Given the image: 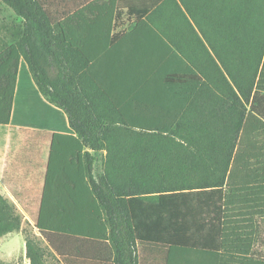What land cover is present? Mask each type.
<instances>
[{
    "label": "trees",
    "instance_id": "16d2710c",
    "mask_svg": "<svg viewBox=\"0 0 264 264\" xmlns=\"http://www.w3.org/2000/svg\"><path fill=\"white\" fill-rule=\"evenodd\" d=\"M0 2L22 21L0 52V125L52 132L34 228L59 263L139 264L162 250L163 264H264V0H165L145 12L171 59L139 78L169 98L131 101L168 115L129 114L91 73L81 81L37 0ZM207 85L215 92L191 121ZM84 149L94 153L81 154L84 170L69 169L64 157ZM21 222L0 195V238ZM25 242L30 264H44L35 238Z\"/></svg>",
    "mask_w": 264,
    "mask_h": 264
},
{
    "label": "crops",
    "instance_id": "0c3cea01",
    "mask_svg": "<svg viewBox=\"0 0 264 264\" xmlns=\"http://www.w3.org/2000/svg\"><path fill=\"white\" fill-rule=\"evenodd\" d=\"M37 1L43 6L52 22L53 35L59 38L57 43L62 44L70 64L80 69L81 81L87 78L84 76L85 70L91 73L105 91L115 94L120 102L129 104L121 105L122 108H127L129 114H170L167 111L158 110L159 108L141 106L131 101L139 97L141 100L157 99L165 102L169 98L162 84H155L150 77L139 78V75L143 76L144 69L154 66L153 69L156 70L171 59V54L167 53V47L159 38V32L144 24L147 17L145 12L156 8L165 0ZM18 19L19 26L10 25L5 30L7 35L20 31L22 21ZM61 36L69 39L67 42L62 41ZM181 43L179 40L178 45ZM76 48L81 53L78 54ZM170 51L177 53L174 47ZM21 65L27 67L24 59L21 60ZM152 70L149 71L150 74ZM163 109H170V107L165 105ZM21 130L46 135V139H19L15 134ZM51 136L52 132L49 131L0 125V195L14 205L22 218L18 232L0 238V255L5 259H12L20 253L26 257L24 226H31L35 230V235L39 236L34 225L40 208L51 152ZM53 147L74 146L54 145ZM85 152L94 155L92 151L84 149L78 155L79 158L64 157L69 169V163H72L73 171L75 167L84 170L81 154ZM53 159H61L56 149L53 152ZM98 163V160L94 162V175H96ZM20 244L22 250L18 253L14 246ZM96 264L110 263L97 262Z\"/></svg>",
    "mask_w": 264,
    "mask_h": 264
},
{
    "label": "rangeland",
    "instance_id": "374dc122",
    "mask_svg": "<svg viewBox=\"0 0 264 264\" xmlns=\"http://www.w3.org/2000/svg\"><path fill=\"white\" fill-rule=\"evenodd\" d=\"M20 24V20L14 15V13L7 8L5 5H3L0 2V52L5 49L7 46H9L11 43L18 42L19 38L18 36L13 37V36H9L5 33V30L11 25L13 26H19ZM215 90L212 87V85H207L204 89V91L201 93V97L197 99V101L194 103V105L191 108V113L189 116V120L191 121H195V120H199V117L201 114H204L203 112L199 111L201 110L203 107L209 105V101H210V97L212 94H214ZM210 114H212V112H210ZM211 119H216V117H213ZM15 135H17V138L19 139H23V140H44L46 139V135H42V134H37V133H32L30 131H25V130H21L19 133H16ZM16 139V138H15ZM105 155V152L102 151L100 153V155H97V160H98V164H97V169H96V174L101 172V159L102 157ZM100 156V157H99ZM37 231V230H36ZM23 234H24V238L26 236H30L35 238V240L37 241V245L36 247L39 248L42 253H43V257H44V264H61L58 262V260L54 257V255L52 254V252L49 250V248L46 245V242L42 239V237L35 235V230L27 225L23 227ZM6 236V235H5ZM15 245V244H13ZM21 244L18 246H14V249L19 253L22 249ZM88 249V248H86ZM138 251L141 253V249L139 248ZM145 258H142V260L140 261L139 264H163V255L164 252L162 250H158V252H156L155 250L151 251V250H145ZM151 256V257H150ZM97 262H92L89 264H96ZM0 264H30V261L25 257V255L23 253L20 254H16V256L12 259H5L0 255ZM77 264H87V263H77Z\"/></svg>",
    "mask_w": 264,
    "mask_h": 264
}]
</instances>
